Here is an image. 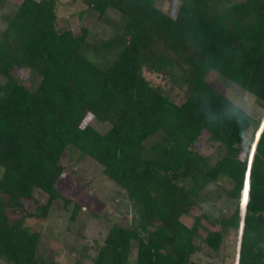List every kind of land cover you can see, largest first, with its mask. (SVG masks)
Wrapping results in <instances>:
<instances>
[{"label":"trees","instance_id":"obj_1","mask_svg":"<svg viewBox=\"0 0 264 264\" xmlns=\"http://www.w3.org/2000/svg\"><path fill=\"white\" fill-rule=\"evenodd\" d=\"M157 1L81 0L100 20L109 10L121 18L122 27L97 46L87 42L85 28L79 35L58 31V0H21L0 30L1 263L49 264L38 255L40 234L25 225L46 219L57 200L67 209L57 183L61 157L73 147L101 166L139 219L133 227L111 223L92 264H191L199 224L209 220L203 193L220 179L230 185L223 190L234 208L202 245L218 251L222 228H239L241 202L238 264H264V249L256 251L264 244V123L249 170L250 147L241 158L236 127L206 128L191 99L199 90L209 91L214 104L224 99L204 79L211 60L221 77L242 81L264 101V0H184L179 20ZM190 33L196 50L187 42ZM91 49L95 58L114 59L100 66L87 58ZM22 69L40 77L34 91L18 82ZM143 70L161 84L150 83ZM174 90L185 99L176 102ZM199 142L217 143L224 153L212 164L196 150ZM34 191L46 196L45 204ZM79 210L73 206L72 218ZM12 212L17 219L9 218ZM188 216L191 226L183 221Z\"/></svg>","mask_w":264,"mask_h":264},{"label":"rangeland","instance_id":"obj_2","mask_svg":"<svg viewBox=\"0 0 264 264\" xmlns=\"http://www.w3.org/2000/svg\"><path fill=\"white\" fill-rule=\"evenodd\" d=\"M21 0H5L0 7V30L6 25L7 20L16 10V5ZM59 32L70 30L74 35H79L82 28L88 30L87 42L93 46L105 39L114 36L117 26L122 27V21L114 11H107L105 20L98 19L97 13L86 7L81 0H58L57 4ZM157 8L167 13L165 0L156 2ZM168 14V13H167ZM169 15V14H168ZM174 17L173 15H169ZM88 51V59L100 66H106L114 59L110 55H102L95 58V53ZM97 59L99 61H97ZM18 82L34 91L40 77L28 70L22 69L19 72ZM145 79L152 84L160 85L162 80L159 76L143 70ZM4 78L0 76V84ZM230 82L220 77V82L210 83L213 87L223 89ZM176 102L185 99L182 92L176 90L171 92ZM95 129L103 132L106 125H99L86 118ZM156 138L147 142L150 145ZM239 147L242 149L241 158L247 150L248 144L242 142ZM196 150L204 156L211 158V163L219 159L224 150L217 143L199 142ZM253 148V146H252ZM250 148L248 160L251 156ZM64 170L57 183V188L62 197L70 201L67 209L61 200H57L46 219H31L26 225L32 232L40 234L38 255L49 264H92L97 255L99 247L103 244L111 223L120 226L133 227L138 224L139 219L136 210L128 203L125 193L116 187L102 174V168L93 160L85 157L73 147H67L61 157ZM249 164V161H248ZM230 188L225 180H218L211 184L203 193L204 200L200 203L201 210L207 214L209 220H203L198 227V236L194 238V245L198 248L191 256V264H235L239 259V245L243 227L244 213L240 210L239 228L223 231V241L218 251H212L202 245V239L208 231L218 228L216 221L223 217H229L233 211V204L229 202L224 190ZM224 189V190H223ZM34 198L41 204L46 203V196L38 191L33 192ZM78 205L80 210L72 218L73 206ZM11 220L17 219V213H9ZM194 217L188 216L183 221L191 226ZM110 224H109V223ZM136 242L133 243L132 253L129 262L135 261ZM0 264H4L3 262Z\"/></svg>","mask_w":264,"mask_h":264},{"label":"clouds","instance_id":"obj_3","mask_svg":"<svg viewBox=\"0 0 264 264\" xmlns=\"http://www.w3.org/2000/svg\"><path fill=\"white\" fill-rule=\"evenodd\" d=\"M165 3L167 13L179 20L184 0H165ZM186 39L196 50L195 34H188ZM203 72L207 83L220 82V70L211 60L205 64ZM216 92L224 97L218 104H214L213 95L207 90L192 93L191 99L196 105L195 116L201 119L208 129H221L226 125H234L241 141L252 148L256 132L261 123H264V101H260L257 94L240 80H232L223 89L217 88ZM261 249H264V244L258 245L256 251Z\"/></svg>","mask_w":264,"mask_h":264},{"label":"water","instance_id":"obj_4","mask_svg":"<svg viewBox=\"0 0 264 264\" xmlns=\"http://www.w3.org/2000/svg\"><path fill=\"white\" fill-rule=\"evenodd\" d=\"M264 126V125H263ZM263 128V127H262ZM256 146V145H255ZM253 150L255 149V148H252ZM254 152V151H253ZM252 158H253V155H252ZM252 162V161H251ZM250 163L248 164V169L250 170ZM240 201H241V199H240ZM240 203V210H241V202H239ZM245 215V214H244Z\"/></svg>","mask_w":264,"mask_h":264},{"label":"snow or ice","instance_id":"obj_5","mask_svg":"<svg viewBox=\"0 0 264 264\" xmlns=\"http://www.w3.org/2000/svg\"><path fill=\"white\" fill-rule=\"evenodd\" d=\"M249 163L251 164V157L249 158ZM247 199V192H245V201Z\"/></svg>","mask_w":264,"mask_h":264},{"label":"built area","instance_id":"obj_6","mask_svg":"<svg viewBox=\"0 0 264 264\" xmlns=\"http://www.w3.org/2000/svg\"><path fill=\"white\" fill-rule=\"evenodd\" d=\"M235 264H237V261H236V263Z\"/></svg>","mask_w":264,"mask_h":264}]
</instances>
